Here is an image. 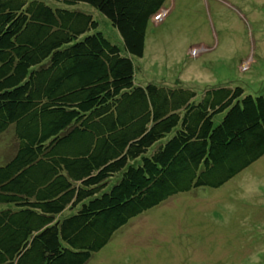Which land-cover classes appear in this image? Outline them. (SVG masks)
I'll use <instances>...</instances> for the list:
<instances>
[{"label": "trees", "instance_id": "16d2710c", "mask_svg": "<svg viewBox=\"0 0 264 264\" xmlns=\"http://www.w3.org/2000/svg\"><path fill=\"white\" fill-rule=\"evenodd\" d=\"M166 2L0 0V135L17 145L0 166V264H87L132 219L264 156L262 95L137 84Z\"/></svg>", "mask_w": 264, "mask_h": 264}, {"label": "rangeland", "instance_id": "374dc122", "mask_svg": "<svg viewBox=\"0 0 264 264\" xmlns=\"http://www.w3.org/2000/svg\"><path fill=\"white\" fill-rule=\"evenodd\" d=\"M77 9L122 46L104 15ZM134 63L138 85L189 87L199 97L239 85L264 97V0H167ZM16 148L10 128L0 135V166ZM87 264H264V156L218 189L175 195L132 219Z\"/></svg>", "mask_w": 264, "mask_h": 264}]
</instances>
